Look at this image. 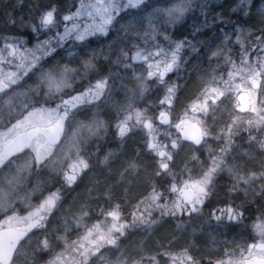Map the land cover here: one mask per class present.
<instances>
[{
    "label": "clouds",
    "instance_id": "clouds-1",
    "mask_svg": "<svg viewBox=\"0 0 264 264\" xmlns=\"http://www.w3.org/2000/svg\"><path fill=\"white\" fill-rule=\"evenodd\" d=\"M3 3L0 233L11 232L0 264H252L264 255V171L252 174L257 191L224 164L231 149L215 125L234 100L222 86L209 96L215 76L205 78L228 63L229 78L264 81V0ZM193 115L198 138L183 129ZM124 127L148 130V180L135 202L78 214L93 158Z\"/></svg>",
    "mask_w": 264,
    "mask_h": 264
},
{
    "label": "rangeland",
    "instance_id": "rangeland-1",
    "mask_svg": "<svg viewBox=\"0 0 264 264\" xmlns=\"http://www.w3.org/2000/svg\"><path fill=\"white\" fill-rule=\"evenodd\" d=\"M40 2H42V0H40ZM212 23H214V21L210 20L209 24H212ZM216 51H218L221 54L222 59L227 58L228 62H234L236 65L241 64V60H240L239 56L232 57L230 50L224 48L223 46L218 47L216 49ZM169 56H170V54H169ZM211 59L215 60L216 58L212 57ZM256 60L258 63L259 57H257ZM136 63H144V62L142 60H138V61H136ZM214 67H215L214 73L211 71H209L208 73H205V78L209 81H212V77L215 76V81L212 82L210 84V87H209V96H211L212 94L219 95L220 91H221V86L223 87L224 91H226L228 94L233 95V99H234V94H236L237 92L244 91V90L249 91L254 96L252 110L250 112L244 113V114H238V113L235 114L233 122L234 121H241L246 116L251 119L252 116L255 114V110L257 109V106H258L259 98L258 99L256 98V96L258 95L257 87H256V89H253L252 86L249 87L248 81H244L243 77H241V74L238 71H234L231 78H229V76L227 74L228 73V63H221L218 66L214 65ZM224 81H229V82L224 83ZM249 81H251V78H249ZM255 81H256L257 85H262L261 90H260V94L263 95L262 98L264 99V81H262L259 77L256 78ZM202 107H203L202 105H194V111L199 112L202 109ZM186 119H191L193 121H196V118L194 115L186 117ZM233 122L226 123L225 120H223L221 122H216L215 126L217 129H223V137L225 138L226 133L234 131V128L232 126ZM129 127H131V125H129ZM123 131L126 132V135H124L122 140H120V139L114 140V147L111 149V151L106 150V149L101 150V152L98 154V156L93 158L96 162V167L93 170V173L91 174V176L89 177L88 180H89V183L99 182V183L103 184V186L105 187L103 195L106 199H105V203H103L99 209L94 208V209H92V211L101 212V209H103L104 211H108L110 209H113L114 205L117 204V202L110 200V199H112L110 196H113V194H109V192H111V193L113 192V190H112L113 185H111L112 183H109V187L105 186V184L107 182V179H106L107 175L110 174V171H109L110 166L116 159L121 158L124 145L132 143L136 146V150L134 149V154L132 157L126 159L123 162V165H124L123 170H122V172H119V174L117 175V183H115V185H116L117 189H120V191L124 192L125 187H126L125 185L127 184V183H122V181L124 182V180L128 181L129 179H131L133 174L136 173V171H135L136 168L139 167V165H137L136 156L140 152V150L142 151V152H140V154L142 153L141 155L147 156L146 141L148 140V130L147 129L138 130L137 128H133L132 132L129 133L128 127H124ZM160 139L163 140L165 138L163 136H161ZM227 147H230V146L227 145ZM138 150H139V152H138ZM228 163L232 164L233 162H230L228 160ZM250 181L255 182L257 180L255 179L254 176H252ZM251 184H252V187H254L258 183H251ZM88 195H90V193L85 189L82 191V193L77 194L74 197V201H73V205H72L73 211H76L78 214H81V213L86 212V211L89 212V209L91 207H93L94 204L88 200ZM88 202H90V204ZM124 205L122 204V206H124ZM85 219H87V218H85ZM260 229H261V231H264V227H263V229L260 227ZM141 239H142V236L138 235L134 238V242H139ZM207 242H210V241H207Z\"/></svg>",
    "mask_w": 264,
    "mask_h": 264
},
{
    "label": "flooded vegetation",
    "instance_id": "flooded-vegetation-1",
    "mask_svg": "<svg viewBox=\"0 0 264 264\" xmlns=\"http://www.w3.org/2000/svg\"><path fill=\"white\" fill-rule=\"evenodd\" d=\"M251 86L253 89H256L257 84L256 81L251 83ZM241 93H245L247 96V106L248 109L245 111H239V95ZM230 97L233 99V95L229 94ZM262 94L256 96L258 100V106L255 110V114L250 119L249 117H245L241 121H234L233 119L235 117V114H244L248 113L252 110L253 107V99L254 96L249 91H239L236 94H234V106L233 103L226 101V107L223 111L218 113L216 122H221L225 120L226 123H232V126L234 128V131L226 133V137L224 140H221V143L223 144L225 140L228 141V145L231 151L227 155V157L224 159V164H226L228 167H231L233 171L236 173L237 179L243 178V179H249L252 177V174L258 175L262 171H264V152L261 151V145L264 144V99L262 98ZM186 119V118H185ZM197 124V122L195 121ZM216 147V145H213ZM228 160L231 163H228ZM224 179L231 180L232 177L228 174L227 171L224 173ZM250 183H258L254 186L256 190H259L260 181L257 180L255 182ZM116 187V186H115ZM104 186L103 184L97 182V183H86L83 190H87L90 195H88V200L94 204L93 207L89 209V212L92 211V209L96 208L99 209L100 206L105 203V197H104ZM117 189V187L115 188ZM118 190V189H117ZM82 191L80 193H82ZM78 193V194H80ZM109 194H112L109 192ZM110 196V195H109ZM114 202H118V197L113 194V196H110ZM90 202H88L90 204ZM93 215L101 214V212L92 211ZM263 229V227H261ZM258 230L261 231L259 228ZM253 258H264V255H258L253 254L251 257V260Z\"/></svg>",
    "mask_w": 264,
    "mask_h": 264
},
{
    "label": "trees",
    "instance_id": "trees-1",
    "mask_svg": "<svg viewBox=\"0 0 264 264\" xmlns=\"http://www.w3.org/2000/svg\"><path fill=\"white\" fill-rule=\"evenodd\" d=\"M37 2H40V0H27V3H30L33 5V7H35V4ZM11 5H5L3 3V0H0V13L3 12V10L5 9H10ZM23 12H28L29 9L27 7V4L22 8ZM16 15H19V13H16ZM134 149L136 150V146L132 143L126 144L123 147L122 150V156L120 159H116L110 166V174L107 175V182L105 184V186L109 187V183H112L111 185H113V192L112 194H114L115 196L118 197V202L120 205H124L126 202H135V200L138 198L139 192L141 190V188L143 187V185L145 184V182L148 180L149 176H150V172H151V168H152V161H150L147 156L145 155H141L140 152H142L140 150H138V154L136 156L137 159V165H139L138 168H136V173L133 174L132 178L127 180H124V182L122 181V183H127L124 187H125V191H120V189H115L116 185L115 183H117V175L119 174V172H122L123 170V162L132 157L134 154ZM150 243V242H149ZM201 244L204 243H211L207 242V241H200Z\"/></svg>",
    "mask_w": 264,
    "mask_h": 264
},
{
    "label": "water",
    "instance_id": "water-1",
    "mask_svg": "<svg viewBox=\"0 0 264 264\" xmlns=\"http://www.w3.org/2000/svg\"><path fill=\"white\" fill-rule=\"evenodd\" d=\"M240 106H239V111H245L248 109L247 106V96L245 93H241L238 97ZM195 112V111H194ZM183 129L186 132V134L190 138H198L200 135V129L197 127V124L190 120V119H185V123L183 125ZM127 130V129H126ZM125 130V131H126ZM124 131V133H126ZM10 232L11 228L5 230L3 233H0V243H2L3 249L6 251L8 247V240L10 239ZM252 264H264V258L258 259V258H253L252 259Z\"/></svg>",
    "mask_w": 264,
    "mask_h": 264
},
{
    "label": "snow or ice",
    "instance_id": "snow-or-ice-1",
    "mask_svg": "<svg viewBox=\"0 0 264 264\" xmlns=\"http://www.w3.org/2000/svg\"><path fill=\"white\" fill-rule=\"evenodd\" d=\"M128 3L130 6H137L140 3V0H128ZM109 11L110 9L106 4H101L94 9V14L96 17H99L101 21H103ZM139 56H140V53L137 52V57L139 58ZM42 131H43V128L36 127L33 129L32 135H35ZM113 215H115V213H113Z\"/></svg>",
    "mask_w": 264,
    "mask_h": 264
}]
</instances>
